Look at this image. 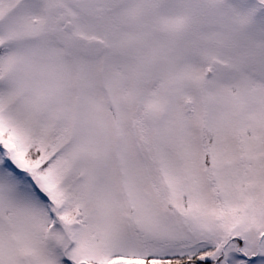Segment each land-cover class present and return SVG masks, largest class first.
Masks as SVG:
<instances>
[{
    "label": "snow or ice",
    "instance_id": "snow-or-ice-1",
    "mask_svg": "<svg viewBox=\"0 0 264 264\" xmlns=\"http://www.w3.org/2000/svg\"><path fill=\"white\" fill-rule=\"evenodd\" d=\"M0 264H264V0H0Z\"/></svg>",
    "mask_w": 264,
    "mask_h": 264
}]
</instances>
